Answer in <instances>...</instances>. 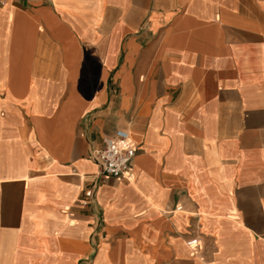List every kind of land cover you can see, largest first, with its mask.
<instances>
[{"label": "crops", "instance_id": "0c3cea01", "mask_svg": "<svg viewBox=\"0 0 264 264\" xmlns=\"http://www.w3.org/2000/svg\"><path fill=\"white\" fill-rule=\"evenodd\" d=\"M0 264H264V0H4Z\"/></svg>", "mask_w": 264, "mask_h": 264}, {"label": "built area", "instance_id": "2783aa9c", "mask_svg": "<svg viewBox=\"0 0 264 264\" xmlns=\"http://www.w3.org/2000/svg\"><path fill=\"white\" fill-rule=\"evenodd\" d=\"M3 1L0 0V5ZM136 154L137 146L130 140L128 133L116 130L111 136L102 140L100 149L92 150L89 153V158L97 166V179L129 181ZM92 198L93 194L87 193L83 206L90 205Z\"/></svg>", "mask_w": 264, "mask_h": 264}, {"label": "bare ground", "instance_id": "6f19581e", "mask_svg": "<svg viewBox=\"0 0 264 264\" xmlns=\"http://www.w3.org/2000/svg\"><path fill=\"white\" fill-rule=\"evenodd\" d=\"M131 140V139H130Z\"/></svg>", "mask_w": 264, "mask_h": 264}]
</instances>
